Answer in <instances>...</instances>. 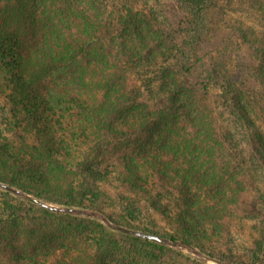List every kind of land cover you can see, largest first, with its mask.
Listing matches in <instances>:
<instances>
[{"label": "trees", "instance_id": "trees-1", "mask_svg": "<svg viewBox=\"0 0 264 264\" xmlns=\"http://www.w3.org/2000/svg\"><path fill=\"white\" fill-rule=\"evenodd\" d=\"M170 1L181 17L163 0H0V183L25 194L0 220V264L148 262L92 217L107 199L93 175L109 171L126 193L121 221L104 219L153 253L176 251L133 227L147 211L168 223L169 244L219 264L235 263L210 254L223 226L240 215L264 227V28L204 53L210 0ZM75 208L92 220L64 211ZM36 214L53 234L15 225Z\"/></svg>", "mask_w": 264, "mask_h": 264}, {"label": "rangeland", "instance_id": "rangeland-1", "mask_svg": "<svg viewBox=\"0 0 264 264\" xmlns=\"http://www.w3.org/2000/svg\"><path fill=\"white\" fill-rule=\"evenodd\" d=\"M155 1L162 3L160 0ZM248 3L249 0H210L211 35L201 47L204 53L223 44H228L227 46L234 44L236 47H233V49H237V46L240 45L239 42L241 41L238 33L239 31H241V33L244 32L245 35H247L249 34L247 33V29L262 30L264 28V11H257L255 9L251 10L248 7ZM262 4L264 6V2H262ZM162 8L164 13H166V15L172 20L176 19V16H182V11L179 9V6L170 0H163ZM241 46L243 47V44H241ZM235 53L230 54L231 58L229 59L230 63H234L233 66L237 63L238 58ZM209 93L213 99H216V97L221 95V91L217 87H212ZM110 175H114L113 171L103 173L101 178L98 175H93L97 184H91V188L96 186L94 191L106 197L108 201L107 199L99 201L98 205L94 208L95 214L92 215V217L97 219L95 220V223L102 225L105 228V232L109 236H112L111 238L113 240H116L120 244L124 243L127 247L133 250H138L140 253L144 254L145 256L143 259L148 260V262L143 260L144 262H142V264H159V262L151 260V257L154 254L162 255L164 264H176L177 262L174 258L187 260L181 262V264H190V261H195L197 264H219L217 262L206 260L207 258L205 259V257L198 252L199 247L196 246V244V248L192 247L189 249L169 244L164 238V236L169 234V231L171 230L168 223L152 212L147 211V214L145 212L139 216V221L136 222L133 227L136 225V227L149 228L150 230L159 233L160 237L156 238L157 243L166 248L172 249L177 253H153L148 247H146V245L131 243V241L121 235L123 231L122 233L117 234V232H121V230H111V228L114 227L113 224L104 218L112 215L114 220L121 221L120 213L122 204L119 202V197H124L126 192L122 186L111 179ZM98 182L103 184H98ZM261 194L264 196V193ZM254 195L255 193H250L248 197L252 196V198L256 200V196ZM19 197H25V194H22L21 191L12 188L8 184L0 183V220L4 221L7 219V216L9 215L7 211L8 207H16L20 200L18 199ZM102 203L105 205L104 207H100V204ZM38 204L57 210L61 209L45 200L38 201ZM64 211L77 219L89 221V219L92 218L90 217L91 214L87 213V210L81 208ZM236 217L237 220L232 221L230 224L228 223L230 230L228 229V226H223V233L220 240H217L214 236L213 241H216L217 244L216 248L213 246L214 249H211L210 254L212 253L217 259L222 257L221 254H230L232 256L231 258L235 261L234 264H264V227L259 226V223H251L253 230H250L240 223V215ZM47 223H43V219L36 214L33 220L21 219L18 220L15 225L21 229L36 228L42 230V232L47 231L46 233L53 234L55 230L47 225ZM9 225V223L6 225H0V236H3V238L7 240L9 238L8 235L10 234ZM55 229H57V227ZM142 238L150 241V239L145 238V236Z\"/></svg>", "mask_w": 264, "mask_h": 264}, {"label": "water", "instance_id": "water-1", "mask_svg": "<svg viewBox=\"0 0 264 264\" xmlns=\"http://www.w3.org/2000/svg\"><path fill=\"white\" fill-rule=\"evenodd\" d=\"M142 236H144V235H142ZM145 237L152 238L151 236H145Z\"/></svg>", "mask_w": 264, "mask_h": 264}]
</instances>
